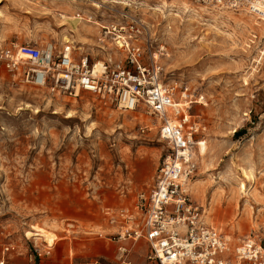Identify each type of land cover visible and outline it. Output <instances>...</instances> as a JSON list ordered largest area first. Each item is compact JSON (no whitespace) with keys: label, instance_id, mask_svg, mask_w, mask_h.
Wrapping results in <instances>:
<instances>
[{"label":"rangeland","instance_id":"374dc122","mask_svg":"<svg viewBox=\"0 0 264 264\" xmlns=\"http://www.w3.org/2000/svg\"><path fill=\"white\" fill-rule=\"evenodd\" d=\"M125 1L131 6L97 11L90 0H0V46L51 43L59 51L67 37L76 57L121 60L124 53L100 28L87 24L94 29L79 27L76 35L63 16L101 26L126 22L122 15L142 21L139 42L149 36L153 49L164 47L163 83L176 87L177 98L186 88L204 99L190 109L205 126L207 146L190 200L231 245L246 237L264 241V22L191 0ZM146 116L154 120L144 109L127 114L93 95L67 97L0 69V263L52 254L54 245L25 237L33 226L69 239L80 231L108 246L117 233L141 228L142 198L167 153ZM121 242L128 243L127 264L146 260L143 239Z\"/></svg>","mask_w":264,"mask_h":264},{"label":"built area","instance_id":"2783aa9c","mask_svg":"<svg viewBox=\"0 0 264 264\" xmlns=\"http://www.w3.org/2000/svg\"><path fill=\"white\" fill-rule=\"evenodd\" d=\"M191 1L244 10L264 20V0ZM121 17L126 22L101 26L103 38L110 39L124 53L121 60H93L88 54L76 57L74 50L66 46L57 51L26 44L5 49L0 46V69L36 88L49 87L72 98L90 94L122 111L144 109L156 120L157 134L167 153L156 170L148 196L142 198L141 228L119 232L113 241L136 243L143 239L149 247L148 260L156 264H264V241L248 237L231 247L226 236L204 223L203 209L190 200L189 185L198 169L196 143L206 130L190 109L193 104H203L204 99L188 96L186 88L177 98L176 87L163 83L159 59L165 55L164 47L153 49L149 36L140 43L145 25L134 17ZM17 51L27 58L28 68L17 59ZM181 103L188 104V108L182 111ZM167 109L175 116L174 124ZM114 222L109 220L110 224ZM118 252L126 255L128 250L121 247Z\"/></svg>","mask_w":264,"mask_h":264},{"label":"crops","instance_id":"0c3cea01","mask_svg":"<svg viewBox=\"0 0 264 264\" xmlns=\"http://www.w3.org/2000/svg\"><path fill=\"white\" fill-rule=\"evenodd\" d=\"M151 120L155 121L153 119ZM198 158L199 154L197 159ZM193 184L194 183L191 184V191ZM78 222L76 221V223ZM71 227L80 228L83 227V225H71ZM75 233H77V235L69 239L64 236L62 232H56V235L60 237V242L54 244V250L52 254L47 253L46 255L42 256L39 253L38 258L25 256L22 258H15L14 260L18 261L20 264H127L125 262L126 255L119 254V252L117 251V249L121 247L126 248V246L128 245L127 242L114 241L113 243H111V245L108 246L106 244H101V242L98 241H91L88 238L83 237L82 235H78L80 231H75ZM230 246L233 247L234 245L230 244ZM148 255L149 252L146 255V260L144 262L141 261L142 258L140 259L138 257L136 260L139 261L135 264H156L155 262L148 260ZM5 264L12 263L7 261L5 262Z\"/></svg>","mask_w":264,"mask_h":264},{"label":"bare ground","instance_id":"6f19581e","mask_svg":"<svg viewBox=\"0 0 264 264\" xmlns=\"http://www.w3.org/2000/svg\"><path fill=\"white\" fill-rule=\"evenodd\" d=\"M72 3H75L76 0H68ZM92 5L90 6L91 8L93 9H96L97 11H100L106 4H114V5H124L125 7H130L131 4H129L128 2H126L125 0H102L101 3H98L97 1H100V0H90ZM182 1V0H181ZM164 6H167V3H163ZM182 5L187 7L186 4L184 2H182ZM170 6H172V4H170ZM217 7V6H216ZM65 22L68 24L69 28L71 29V31L73 33H75L76 35H78L80 32H79V27H83V28H86L87 24H93L94 26H96L97 28H100L101 29V25L98 24V23H95V22H92L91 21V18H89L88 20L84 19L83 17H80V15H76V16H71L70 18H65L63 16ZM258 20V19H257ZM261 21V20H260ZM261 22H264V20H262ZM85 23V24H83ZM91 29H89L87 27L86 31L89 33L92 29H94V27H91ZM62 42L66 45V47H70L69 51H72V49L74 50L73 47L71 46H67V44H69L70 40L67 38V37H64ZM46 47L48 48V50L53 49L54 46L53 44L51 43H47L46 44ZM117 49V48H116ZM118 51V50H117ZM17 59L19 60V62L21 63L22 62H27V58L24 57V56H21L19 54V52L17 51ZM100 61V60H99ZM96 70H100L99 66H97ZM183 96H186L185 94ZM204 103V102H203ZM188 106V104H185V103H181L179 105L180 109L182 111H184V109ZM188 108V107H187ZM124 113H129V111H123ZM167 113H168V118L169 120L172 122L171 124H174L175 123V116L171 113L170 110L167 109ZM67 117L71 118L72 117V114L70 112L67 113ZM147 117V116H146ZM149 120H151L149 117H147ZM155 120V119H154ZM152 125H157V122L156 120L155 121H152L151 122ZM206 150H207V146H206V141H202L201 139L198 141V143H196V149H195V157L197 158L198 157V154L201 156V158L205 155L206 153ZM244 173V176L247 180H252L251 178V175H249L248 173H246V171L243 172ZM191 184L192 182L190 183L189 185V189H191ZM241 190L245 191V186L243 184H241ZM205 223V222H204ZM206 224V223H205ZM25 237L28 238V239H31L33 238L34 240H42L43 242H45L47 244V247H52L54 244H55V240H56V235L53 233H50V231H46L45 229L43 228H40V227H36V226H33L31 228L30 231H27L25 233ZM248 237H246L245 239H247ZM227 240V239H226ZM243 241V240H242ZM241 241V242H242ZM235 246V245H234ZM233 246V247H234ZM232 247V246H231Z\"/></svg>","mask_w":264,"mask_h":264},{"label":"trees","instance_id":"16d2710c","mask_svg":"<svg viewBox=\"0 0 264 264\" xmlns=\"http://www.w3.org/2000/svg\"><path fill=\"white\" fill-rule=\"evenodd\" d=\"M236 134H237V135H239V134H240V132H237Z\"/></svg>","mask_w":264,"mask_h":264}]
</instances>
